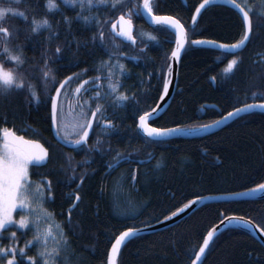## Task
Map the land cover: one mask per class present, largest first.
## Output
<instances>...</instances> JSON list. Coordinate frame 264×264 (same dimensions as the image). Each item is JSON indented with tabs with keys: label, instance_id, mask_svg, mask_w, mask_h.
<instances>
[{
	"label": "trees",
	"instance_id": "1",
	"mask_svg": "<svg viewBox=\"0 0 264 264\" xmlns=\"http://www.w3.org/2000/svg\"><path fill=\"white\" fill-rule=\"evenodd\" d=\"M262 1L251 0L252 9L249 10L253 35L243 50L226 56L221 50L206 46L188 49L180 63L175 95L168 108L150 121L152 125L191 127L206 124L219 119L234 106H240L241 101L254 102L253 94L264 96ZM127 2L107 0L100 3V0H92L89 5V0H77L75 7L61 2L58 11L49 12L48 0H0V7L11 5L17 11L25 12L29 18L28 21L19 16L7 18L5 26L10 28L12 37L6 42L0 39V62L13 71L19 67L21 74L32 84V92L41 98L37 103L25 89H12L7 93L0 89V126L5 123L14 126L17 134L38 140L50 148V162L47 166L31 169V175L39 182L42 176L53 181L54 197L45 200L44 207L62 230L56 264H103L113 233H118L130 223L124 216L129 209L132 210L129 215H138L135 223L142 227L157 222V218L163 219L165 214L170 215V211L182 207L197 195L234 193L264 182V111L241 115L222 129L203 137H177L161 142L143 135L136 127L137 108H145V99L148 100V109L155 107L153 99L158 102V70L165 64L164 56L169 50L166 41L171 36V29L149 25L142 17H135L137 44L131 46L117 37L113 40L111 24L105 22H114L119 15L118 9ZM198 2L151 1L157 15H172L189 28L190 9ZM114 3L116 10L111 8ZM31 20L38 23L47 20L51 28H39L33 32ZM239 25V12L217 2L204 13L197 32L203 31L205 37L220 42L233 43L243 39ZM100 27L105 32L107 48L98 40H92ZM139 29L152 34L155 39L141 33L138 36ZM145 45L147 48L141 52ZM56 46L64 49L56 64L62 74L80 72L87 67L89 76L104 77L106 68L101 64L102 59H107L108 51L119 56L120 63L124 65L120 76L124 85L121 91L130 97L135 93L140 102L135 104L131 99L114 102L112 97L103 96L98 103L104 109V116L113 121L115 129L96 128L88 148L84 150H81L82 146L68 148L59 143L49 126L44 103L48 86L44 85L37 69L43 67L40 61ZM4 47L20 54L25 62L16 66L6 61ZM131 55L136 59L127 57ZM233 58L240 61L239 65L233 72L225 73L224 68ZM149 73L154 74L150 81ZM81 76L87 78L82 72ZM102 83L103 95L107 80L102 79ZM149 83L153 85L151 89ZM76 85L78 80L66 90L62 109L69 92ZM92 98L82 97L79 105L90 103L94 108L97 102ZM205 104H215L218 108H206L203 112ZM75 112L80 119L81 108ZM79 122L75 121L70 128L71 134L62 130L61 136L76 139ZM117 152L124 156L130 154L131 160H119ZM132 173H138L136 184L128 180ZM74 175L84 176L85 181L80 188L82 200L73 211L69 225L67 213L72 193L79 182L72 178ZM216 209H227L229 215L246 216L256 223L264 221V199L208 203L172 227L140 234L129 240L122 248L118 264H190L189 257L202 243L201 233L218 223ZM12 230L17 231L20 246L32 241L28 253L38 255V241L34 239L36 230L32 225L24 230ZM0 242L9 243L7 233ZM38 264L42 262L38 260ZM204 264H264V246L247 231L229 228L215 239Z\"/></svg>",
	"mask_w": 264,
	"mask_h": 264
},
{
	"label": "snow or ice",
	"instance_id": "2",
	"mask_svg": "<svg viewBox=\"0 0 264 264\" xmlns=\"http://www.w3.org/2000/svg\"><path fill=\"white\" fill-rule=\"evenodd\" d=\"M19 2V0H17ZM71 4L76 6L77 0H48L47 10L49 12L58 11L60 3ZM107 0H100V3H106ZM92 0H89L91 5ZM217 3V0H199L190 9V22L191 26L186 27L185 23L172 15H157V9L153 7L150 0H128L127 3L122 4L118 9L119 15L116 17V22H105L111 24V32L115 37L122 38V41H127L131 46L137 44V38L135 35V17H142L143 14H147L151 18L154 26H164L171 29V36L166 41L169 45L168 52L165 53V64L158 70L160 87L157 91L158 101L152 100L155 107L147 108L148 100L145 99V108H137L138 123L136 127L150 138H159L163 142L166 138L179 136V135H192L198 132H207L208 129L219 127L226 121L233 118H239L241 113H250L256 109L264 111V96L257 97L253 94L254 102H239L240 106H234L232 110L227 111L226 114H221L220 118L215 120L213 124L203 125L198 128H188L180 125L173 127H152L148 123L155 114L162 107V103L169 95L170 87L172 85V79L174 76V65L182 61V57L188 49L194 46L209 45L212 48L221 50L226 56L235 55L237 50H242L246 43L253 35V21L250 15V10L241 6L237 0H224L225 4H230L239 11L240 14V28L243 32V39L238 42L227 43L220 42L217 39L207 38L203 35V31L197 32L199 23L203 18L204 13L213 5ZM82 6V5H81ZM113 10L117 9V5L114 3L111 5ZM143 10V11H141ZM23 17L25 21L29 18L23 11H17V9L11 5L6 7H0V39L5 42L12 37V32L8 26H5L6 20L9 16ZM79 17V13H77ZM67 19V18H65ZM86 19V18H85ZM86 22L87 19H86ZM30 23L34 25L32 31L36 32L39 28L50 29L51 25L47 20L41 23L31 20ZM90 23V22H89ZM199 37V38H191ZM155 39V37H153ZM92 40H98L101 45L107 48L105 42V32L103 27L93 34ZM174 45V47L172 46ZM147 48L145 45L140 49L144 52ZM20 50L17 49V52ZM64 49L60 46H56L47 56L43 57L40 63L43 67L38 68L37 72L40 74V78L45 86H48L47 95L44 97V103L46 111L48 112L49 126L56 130V135L59 137L62 132V98L68 89L69 85L73 81L78 80V86L75 89L77 95L86 94L90 90L95 91L94 101L96 106L93 108L92 104L78 105L81 108L80 121L78 123L79 131L76 133L77 139L73 142L75 145H80L81 150L88 148L89 139L95 135L96 128L102 127L104 129H115L113 121L104 116V109L98 103L103 99V96H110L114 102H127L130 99L135 103L140 102L136 99L135 93L130 97L125 91H121L124 88L123 83L120 80V76L123 75L124 65L120 63L119 56L114 55L111 51L107 52V59H102L101 64L106 68L104 77L101 75L89 76V68L85 67L80 72H72L70 74H62L58 67L57 62L61 59ZM3 54L6 61L14 63L16 66L22 65L25 60L22 59L20 54H14L8 47L3 48ZM119 55H124L120 53ZM136 59V57H132ZM219 59V57H217ZM240 61L233 58L227 63L224 68V72H233L237 68ZM119 71H116V69ZM92 71H97L93 69ZM87 78H83L81 76ZM153 73H149V81L151 80ZM35 79V77H33ZM102 79L107 80L106 91L101 93L100 89L104 87ZM214 80L215 77H212ZM50 85V86H49ZM92 85V89L87 86ZM153 85L149 83V89ZM0 89L4 93L12 89H25L26 92L31 94L32 100L39 103L41 98L36 92H32V84L29 83L24 75L21 74L19 67L16 71L6 69L3 62H0ZM6 120V117H5ZM67 140V136L64 137ZM97 143L99 141L97 140ZM119 160H131V155L124 156L120 152L116 153ZM51 160L50 148L45 147L40 141L35 139H26L24 135H18L14 126H7L5 123L0 126V241H2L7 233L9 240L8 244L0 242V264H38V260L42 264H56V257L60 254L56 249L49 250L46 246V240L41 239V236L50 235L41 234L34 237L35 240L44 244L43 250L38 255H30L28 249L32 244V241H28L23 246H20L17 242V231L12 230L13 226L17 229H27L32 223L30 217L34 212L33 197L39 196L41 201L52 199L54 197L53 181L47 176H42L39 185H35L32 179L31 169L47 166ZM118 160V162H119ZM112 168V165H108ZM73 179H78L76 189L72 193L73 199L71 200L70 207L67 213L68 224L71 225L72 213L79 206V202L82 200L80 188L82 187L85 177L75 175ZM128 180L132 184H136L139 180L138 173H132L129 175ZM257 193H264V182L255 184L254 187L249 188L246 191L229 193V196H242V197H254ZM175 199V194L173 195ZM211 196L197 195L193 199H188L186 203H183L182 207H176L175 210L170 211L169 214L163 215V221H171L175 217H179L181 214H185L195 208L196 205H203L205 200H211ZM19 209V212L17 211ZM132 210L129 209L128 212ZM128 212L124 213L125 219L130 221L127 223L123 230L118 233H113L110 240V248L106 250L103 264H118V257L121 255L122 248L125 246V242L138 236L140 229L135 221L139 219L138 215H129ZM215 215L218 219V223L210 225L205 229L204 233H201L202 243L198 246V250H194L189 257L190 264H204V260L210 250L211 245L215 239L219 236L221 229H228L234 226H242L249 231H255L258 234L264 235V221L254 223L251 219H244V217H236L229 215L227 209H216ZM158 222L160 221L157 218ZM141 223H147L146 221H140Z\"/></svg>",
	"mask_w": 264,
	"mask_h": 264
},
{
	"label": "water",
	"instance_id": "3",
	"mask_svg": "<svg viewBox=\"0 0 264 264\" xmlns=\"http://www.w3.org/2000/svg\"><path fill=\"white\" fill-rule=\"evenodd\" d=\"M152 0H150L151 2ZM218 3H224V0H217ZM238 2V1H237ZM239 3V2H238ZM225 4V3H224ZM240 4V3H239ZM228 5L229 7L237 10L236 8H234L232 5L230 4H226ZM241 6H243L241 4ZM143 11V10H141ZM238 11V10H237ZM239 12V11H238ZM144 20L149 24V25H153L152 24V21H151V18L147 16V14H143L142 15ZM176 18V17H175ZM116 23H118L117 19L114 21ZM154 26V25H153ZM118 37V36H117ZM120 38V37H118ZM137 38V37H136ZM122 40V38H120ZM126 43H129L127 41H124ZM137 42H138V39H137ZM249 42V41H248ZM248 42L246 43V45L248 44ZM202 46H206V47H211L209 45H202ZM246 46H244L242 48V50L245 48ZM212 48V47H211ZM219 50V49H218ZM241 50H237V52H239ZM181 63V62H180ZM180 63L178 64H175L174 65V69H175V72H174V76L170 77V79H172V85L170 87V91H169V95L165 98V101L164 102H160L162 103V107H160L159 111L155 114V116L152 118H156L158 117L159 115H161L167 108L168 106L170 105L174 95H175V92H176V89H177V84H178V77H179V69H180ZM159 102V101H158ZM206 108H218L215 104H205L202 108V111L204 112ZM254 111H261L259 109H256ZM246 113H241V115H244ZM240 115V116H241ZM151 119V120H152ZM234 119L236 118H233L232 120H228L226 121L223 125L219 126V127H214V128H210L208 129L207 132H204V131H201V132H198L196 134H192V135H179V136H173V137H169V138H166L165 140H168V139H172V138H177V137H182V138H195V137H203V136H206V135H209V134H212L220 129H222L224 126H226L228 123H230L231 121H233ZM150 120V121H151ZM150 121H148V123L150 124V126L152 127H157V126H154L150 123ZM213 122H209V123H206V124H202V125H197V126H191V127H188V128H198L200 126H203V125H210V124H213ZM140 130V129H139ZM52 132H53V135L55 137V139L61 143L62 145L68 147V148H77L79 147L80 145H75L73 142L74 141H68V140H65L61 135L59 137H57L56 135V130L52 128ZM140 132L145 135L142 130H140ZM18 135H21V134H18ZM146 136V135H145ZM26 138V137H25ZM150 138V137H149ZM28 139V138H26ZM152 139H157L159 140V138H152ZM43 144V143H42ZM45 146V145H44ZM46 147V146H45ZM248 190V189H246ZM246 190H242V191H246ZM242 191H238V192H242ZM234 193H237V192H234ZM229 193H221V194H212V195H206L207 196H211L212 199L211 200H205L203 202V205H196L194 209L190 210V211H187L185 214H181L179 217H175L173 218L171 221H163L160 220V221H163V222H154L152 224H148V225H145V226H142V227H139L140 229H142V231H140V234H146V233H152V232H156V231H160V230H164V229H167L169 227H172L176 224H178L179 222H181L183 219H185L186 217H188L189 215H191L193 212H195L196 210H198L199 208L203 207L204 205L208 204V203H212V202H225V201H243V200H262L264 199V193H257L256 196L254 197H242V196H229L228 195ZM236 217H241V215H234ZM244 217V219L248 220L250 218L246 217V216H242ZM252 220V219H251ZM252 222L256 223L254 220H252ZM231 228H236V229H241V230H245L247 231L248 233H250L251 235H253L263 246H264V235H261V234H258L256 233L255 231H249L247 228H244L242 226H234V227H231ZM229 229V228H228ZM225 230V229H221V232ZM128 241H126L125 243H127Z\"/></svg>",
	"mask_w": 264,
	"mask_h": 264
},
{
	"label": "rangeland",
	"instance_id": "4",
	"mask_svg": "<svg viewBox=\"0 0 264 264\" xmlns=\"http://www.w3.org/2000/svg\"><path fill=\"white\" fill-rule=\"evenodd\" d=\"M242 4L243 6L247 7L248 9H252L251 0H237ZM261 11L264 13V0L262 1ZM137 33L138 36H140V33L144 36L153 37V35L144 32L143 30L139 29ZM88 93V92H87ZM80 94L77 95L75 93V89L73 91H70L67 99L65 100V104L63 107V113H62V123L61 127L62 130L65 131L66 134H71L73 131L70 130V128H73L75 125V121L77 122V116L75 112V108L77 107V110L79 109V102L82 99V97L89 96L88 94ZM71 94H73V97H71ZM83 95V96H82ZM72 100V102H71ZM69 116H74L72 118H68ZM65 137V136H64ZM67 140H70V137L67 136ZM35 182V185H39V181L33 180ZM33 208L34 212L32 213V216L30 219L32 220V225L36 230V236L41 234H47L50 233V235H42L41 239L46 240V246L49 250L56 249L58 251L60 241L62 240V230L57 225V222L54 220V217L51 215V213L44 207V202H42L41 198L39 196L33 197ZM19 212V209L17 210ZM14 229L18 230L15 226H13ZM44 244L41 242H38L37 245V252L43 250Z\"/></svg>",
	"mask_w": 264,
	"mask_h": 264
},
{
	"label": "flooded vegetation",
	"instance_id": "5",
	"mask_svg": "<svg viewBox=\"0 0 264 264\" xmlns=\"http://www.w3.org/2000/svg\"><path fill=\"white\" fill-rule=\"evenodd\" d=\"M142 18H143V16H142ZM135 28H136V26H135ZM110 29H111V26H110ZM114 35V34H113ZM123 56H125V55H123ZM128 58H132V57H135V56H127ZM78 85H76V86H74V88L73 89H76V87H77ZM88 88H91L92 87V85H88L87 86ZM73 89H72V91H73ZM100 91H102L101 89H100ZM89 96H92V97H95V91L94 90H90L88 93H87ZM83 96V95H82ZM71 97H73V94H71ZM71 102H72V100H71ZM75 109H77V107L75 108ZM74 117V116H73ZM73 117L72 116H69L68 118H72L73 119ZM77 119V122H78V120L80 121V119L78 118V116L76 117ZM81 122V121H80ZM78 138V137H77ZM76 138V139H77ZM75 140V139H74Z\"/></svg>",
	"mask_w": 264,
	"mask_h": 264
},
{
	"label": "bare ground",
	"instance_id": "6",
	"mask_svg": "<svg viewBox=\"0 0 264 264\" xmlns=\"http://www.w3.org/2000/svg\"><path fill=\"white\" fill-rule=\"evenodd\" d=\"M240 3V2H239ZM117 104V103H116ZM162 220V219H161ZM145 226V225H144Z\"/></svg>",
	"mask_w": 264,
	"mask_h": 264
}]
</instances>
